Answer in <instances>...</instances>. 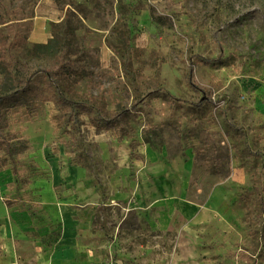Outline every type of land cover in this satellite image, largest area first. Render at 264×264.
<instances>
[{
  "label": "rangeland",
  "instance_id": "1",
  "mask_svg": "<svg viewBox=\"0 0 264 264\" xmlns=\"http://www.w3.org/2000/svg\"><path fill=\"white\" fill-rule=\"evenodd\" d=\"M37 1L0 0L8 71L49 70L0 93V218L47 222L56 174L96 188L79 237L114 261L264 264V0H57L60 61L28 54Z\"/></svg>",
  "mask_w": 264,
  "mask_h": 264
},
{
  "label": "crops",
  "instance_id": "2",
  "mask_svg": "<svg viewBox=\"0 0 264 264\" xmlns=\"http://www.w3.org/2000/svg\"><path fill=\"white\" fill-rule=\"evenodd\" d=\"M35 12L33 30L27 41L47 43L51 37L48 24L60 22L64 18L63 11L57 0H38ZM77 180L76 186L83 188L68 197H61L57 192L60 184L68 182L63 177L55 174L31 181L30 186L38 189L41 211L48 217L47 222L42 221L38 226V212L6 207L4 217L0 218V238L5 239L0 264H123L121 259L114 261L110 251L103 252V248L111 250L109 242L85 243L79 237L83 213L99 204L100 194L87 180L81 179L79 184ZM54 226L61 235L57 240H50Z\"/></svg>",
  "mask_w": 264,
  "mask_h": 264
},
{
  "label": "trees",
  "instance_id": "3",
  "mask_svg": "<svg viewBox=\"0 0 264 264\" xmlns=\"http://www.w3.org/2000/svg\"><path fill=\"white\" fill-rule=\"evenodd\" d=\"M61 22H52V26H60ZM54 33V28H53ZM62 39L55 38L54 37L50 40L48 43H37V44H30L28 41L26 42V48L28 49L31 56L38 57L39 55L42 56L44 53H46L48 56H53L57 60L60 61L62 58V55L60 53L62 52ZM5 50L3 49V46L0 44V72L3 75V77L0 79V93L3 94L4 92H8L10 90H13L15 87L20 86V84L28 83L33 77L38 75L39 72H49V70L46 69H38V71L32 72L28 77L19 78L18 75L13 74L12 72L8 71V69L5 66L6 56H5ZM68 55L71 56V52H68ZM65 67V66H64ZM65 70L69 68H64ZM71 73V71H68ZM56 74H61L56 73ZM53 85V84H50ZM55 93V92H54ZM53 93V96L56 94Z\"/></svg>",
  "mask_w": 264,
  "mask_h": 264
}]
</instances>
